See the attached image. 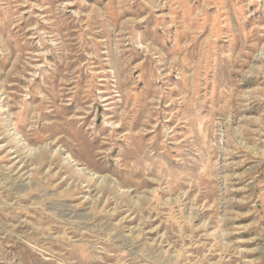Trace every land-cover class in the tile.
Wrapping results in <instances>:
<instances>
[{
    "label": "rangeland",
    "instance_id": "obj_1",
    "mask_svg": "<svg viewBox=\"0 0 264 264\" xmlns=\"http://www.w3.org/2000/svg\"><path fill=\"white\" fill-rule=\"evenodd\" d=\"M0 264H264V0H0Z\"/></svg>",
    "mask_w": 264,
    "mask_h": 264
}]
</instances>
